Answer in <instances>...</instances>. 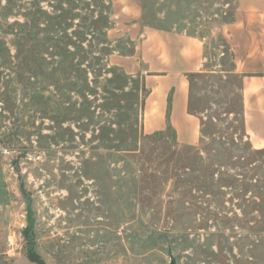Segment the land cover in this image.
<instances>
[{
    "label": "rangeland",
    "instance_id": "obj_1",
    "mask_svg": "<svg viewBox=\"0 0 264 264\" xmlns=\"http://www.w3.org/2000/svg\"><path fill=\"white\" fill-rule=\"evenodd\" d=\"M236 9L0 0V264H264V147L222 33ZM155 29L206 44L212 70L187 85L199 149L149 124L154 84L130 73Z\"/></svg>",
    "mask_w": 264,
    "mask_h": 264
},
{
    "label": "crops",
    "instance_id": "obj_2",
    "mask_svg": "<svg viewBox=\"0 0 264 264\" xmlns=\"http://www.w3.org/2000/svg\"><path fill=\"white\" fill-rule=\"evenodd\" d=\"M235 2V18L222 28V33L235 71L244 76L246 126L264 147V0ZM135 39L139 56L135 62H129V68L133 67L130 73L145 72L146 83L154 84L155 101L151 107L156 114L149 124L162 125L164 114L166 124L173 126L179 141L195 144L199 140L200 122L188 111V74L212 70L208 68L204 40L161 29L139 32ZM127 58H123L125 65ZM141 62L146 63V68H142Z\"/></svg>",
    "mask_w": 264,
    "mask_h": 264
},
{
    "label": "trees",
    "instance_id": "obj_3",
    "mask_svg": "<svg viewBox=\"0 0 264 264\" xmlns=\"http://www.w3.org/2000/svg\"><path fill=\"white\" fill-rule=\"evenodd\" d=\"M205 72H193V73H189L188 77H193L199 74H202ZM144 80V79H143ZM188 111L189 113L196 115V111L193 109L192 107V97L189 96V101H188ZM169 128L172 129L173 132V137L175 138V140H177V132L176 130L173 128V126L171 124H168ZM209 129L210 126L207 125V123L203 122V129H202V135L200 137L199 140V146L194 147L195 149H199L200 147H202L201 145H204L206 140L209 139L211 136H209ZM256 153H261L264 154V148H260V149H253Z\"/></svg>",
    "mask_w": 264,
    "mask_h": 264
},
{
    "label": "water",
    "instance_id": "obj_4",
    "mask_svg": "<svg viewBox=\"0 0 264 264\" xmlns=\"http://www.w3.org/2000/svg\"><path fill=\"white\" fill-rule=\"evenodd\" d=\"M171 258H172L171 264H176L174 257H171Z\"/></svg>",
    "mask_w": 264,
    "mask_h": 264
},
{
    "label": "built area",
    "instance_id": "obj_5",
    "mask_svg": "<svg viewBox=\"0 0 264 264\" xmlns=\"http://www.w3.org/2000/svg\"><path fill=\"white\" fill-rule=\"evenodd\" d=\"M1 150L4 152L5 149L1 146V143H0V152Z\"/></svg>",
    "mask_w": 264,
    "mask_h": 264
}]
</instances>
